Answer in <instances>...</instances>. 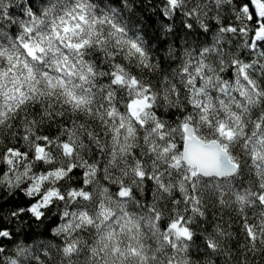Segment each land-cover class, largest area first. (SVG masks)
Returning a JSON list of instances; mask_svg holds the SVG:
<instances>
[{
  "label": "snow or ice",
  "instance_id": "snow-or-ice-1",
  "mask_svg": "<svg viewBox=\"0 0 264 264\" xmlns=\"http://www.w3.org/2000/svg\"><path fill=\"white\" fill-rule=\"evenodd\" d=\"M0 264H264V0H0Z\"/></svg>",
  "mask_w": 264,
  "mask_h": 264
}]
</instances>
